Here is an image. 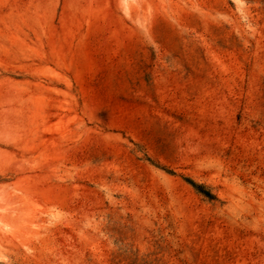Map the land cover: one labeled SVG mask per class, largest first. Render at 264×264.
<instances>
[{
  "label": "rangeland",
  "instance_id": "rangeland-1",
  "mask_svg": "<svg viewBox=\"0 0 264 264\" xmlns=\"http://www.w3.org/2000/svg\"><path fill=\"white\" fill-rule=\"evenodd\" d=\"M0 264H264V0H0Z\"/></svg>",
  "mask_w": 264,
  "mask_h": 264
},
{
  "label": "trees",
  "instance_id": "trees-1",
  "mask_svg": "<svg viewBox=\"0 0 264 264\" xmlns=\"http://www.w3.org/2000/svg\"><path fill=\"white\" fill-rule=\"evenodd\" d=\"M190 182V184L192 185V186H194L195 188H198V185H195L192 181H189Z\"/></svg>",
  "mask_w": 264,
  "mask_h": 264
}]
</instances>
